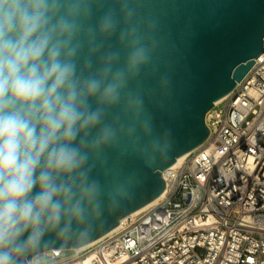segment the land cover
Masks as SVG:
<instances>
[{"label": "clouds", "instance_id": "clouds-1", "mask_svg": "<svg viewBox=\"0 0 264 264\" xmlns=\"http://www.w3.org/2000/svg\"><path fill=\"white\" fill-rule=\"evenodd\" d=\"M156 27L137 0H0V264L86 244L139 184L125 157H171L140 81ZM169 86L161 76L162 100Z\"/></svg>", "mask_w": 264, "mask_h": 264}, {"label": "built area", "instance_id": "built-area-1", "mask_svg": "<svg viewBox=\"0 0 264 264\" xmlns=\"http://www.w3.org/2000/svg\"><path fill=\"white\" fill-rule=\"evenodd\" d=\"M209 112L204 143L162 173V200L85 248L39 255L43 264H264V37Z\"/></svg>", "mask_w": 264, "mask_h": 264}, {"label": "water", "instance_id": "water-1", "mask_svg": "<svg viewBox=\"0 0 264 264\" xmlns=\"http://www.w3.org/2000/svg\"><path fill=\"white\" fill-rule=\"evenodd\" d=\"M137 4L143 17L156 21V35L163 40L153 57L155 71L150 65L140 76L143 89L154 92L153 97H145V107L156 131L170 130L174 150L169 159L150 169L134 156L125 157V172H141L139 184L117 211L106 213V222L86 244L109 233L123 218L164 193L163 171L204 143L209 135L207 113L236 88L263 51L264 0H137ZM107 7L94 14L93 24ZM165 75L170 86L162 100L157 83ZM86 244L57 245L38 256Z\"/></svg>", "mask_w": 264, "mask_h": 264}, {"label": "bare ground", "instance_id": "bare-ground-1", "mask_svg": "<svg viewBox=\"0 0 264 264\" xmlns=\"http://www.w3.org/2000/svg\"><path fill=\"white\" fill-rule=\"evenodd\" d=\"M224 98H225V97H223L222 99H219L218 101L215 102V104H218V103L221 102ZM206 118H207V119L210 118V112L206 115ZM187 155H188V153L185 154V155L180 159V161L177 163V165H175L173 168H168V169L164 170V171H163L164 175H165L168 171H170V170L176 168L178 165H180V163L186 158ZM163 198H164V193H162L158 198H156L154 201H152V203H149L148 205H146V206H144L143 208H141V209L135 211V212L132 213L131 215H134V214L138 213L139 211L143 210L144 208H147V207H149V206H152L153 204L159 202V201L162 200ZM93 242H94V241H93ZM91 243H92V242H91ZM91 243L86 244V245H84V246H82V247H80V248H77L76 250H80V249H82V248H85L86 246L90 245ZM55 250H58V249H55Z\"/></svg>", "mask_w": 264, "mask_h": 264}, {"label": "rangeland", "instance_id": "rangeland-1", "mask_svg": "<svg viewBox=\"0 0 264 264\" xmlns=\"http://www.w3.org/2000/svg\"><path fill=\"white\" fill-rule=\"evenodd\" d=\"M70 253H71L70 251H66V252H65L66 255H68V254H70ZM45 259H46L45 257H41V256L38 257V260H39V263H40V264L45 263V262H46Z\"/></svg>", "mask_w": 264, "mask_h": 264}]
</instances>
